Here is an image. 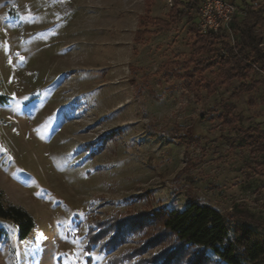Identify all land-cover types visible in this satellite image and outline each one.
<instances>
[{
  "label": "rangeland",
  "instance_id": "374dc122",
  "mask_svg": "<svg viewBox=\"0 0 264 264\" xmlns=\"http://www.w3.org/2000/svg\"><path fill=\"white\" fill-rule=\"evenodd\" d=\"M170 6L151 0L150 15L166 18ZM146 8L0 0V200L34 221L19 240L0 219V264H224L194 246L168 254L158 211L191 200L264 224V156L227 139L264 128V74L239 97L235 80L211 95L193 87L175 72L193 51L196 11L140 39L157 28L141 24Z\"/></svg>",
  "mask_w": 264,
  "mask_h": 264
},
{
  "label": "trees",
  "instance_id": "16d2710c",
  "mask_svg": "<svg viewBox=\"0 0 264 264\" xmlns=\"http://www.w3.org/2000/svg\"><path fill=\"white\" fill-rule=\"evenodd\" d=\"M240 3L242 14L236 16L231 24L233 42L225 32L214 34L194 31L193 51L183 60V72H175L177 77H185L189 84L195 88H204L209 95L218 86H228L235 80L238 85L231 97L249 93L261 83V80H254L251 76L258 72L256 68L264 74V0H240ZM179 4L184 7L180 8ZM198 4L199 0H171L166 18H155L150 15L151 0H148V8L143 16L145 23L141 24H151L157 28L150 30L144 27L137 33V37L142 39L147 34L170 29L187 10L196 11ZM188 18H191L190 13ZM214 67H218L215 78L211 80L205 77L204 73H213ZM211 111L214 112L215 108ZM219 117L228 126L236 122L228 112H220ZM227 139L241 141L248 146L251 155L264 156V128L259 125L239 127L237 136ZM158 212L163 231L174 240L173 248L176 250L173 249L168 254L194 246L199 247L202 253L211 251L224 264H264V235L254 231L247 223L258 227L261 225L263 230L264 224L241 210L235 209L230 214H224L210 205L191 200L182 210L163 208ZM0 219L16 223L19 240H24L34 227L33 218L23 208L15 205L3 206L1 200ZM130 225L122 226L120 233ZM1 231L0 228V234ZM96 239V236H92L89 243H96ZM167 262L166 259L164 264Z\"/></svg>",
  "mask_w": 264,
  "mask_h": 264
},
{
  "label": "built area",
  "instance_id": "2783aa9c",
  "mask_svg": "<svg viewBox=\"0 0 264 264\" xmlns=\"http://www.w3.org/2000/svg\"><path fill=\"white\" fill-rule=\"evenodd\" d=\"M253 4L256 5V2ZM195 13L198 32H225L233 42L231 24L236 16L242 14L234 0H199Z\"/></svg>",
  "mask_w": 264,
  "mask_h": 264
},
{
  "label": "crops",
  "instance_id": "0c3cea01",
  "mask_svg": "<svg viewBox=\"0 0 264 264\" xmlns=\"http://www.w3.org/2000/svg\"><path fill=\"white\" fill-rule=\"evenodd\" d=\"M235 1V0H234ZM236 3V2H235Z\"/></svg>",
  "mask_w": 264,
  "mask_h": 264
}]
</instances>
